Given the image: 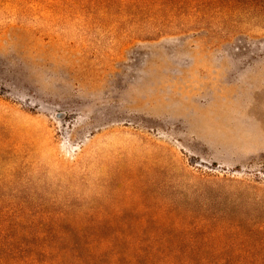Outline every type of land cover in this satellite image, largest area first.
Returning a JSON list of instances; mask_svg holds the SVG:
<instances>
[{"label":"rangeland","instance_id":"374dc122","mask_svg":"<svg viewBox=\"0 0 264 264\" xmlns=\"http://www.w3.org/2000/svg\"><path fill=\"white\" fill-rule=\"evenodd\" d=\"M165 2L0 0V264H264V26Z\"/></svg>","mask_w":264,"mask_h":264},{"label":"trees","instance_id":"16d2710c","mask_svg":"<svg viewBox=\"0 0 264 264\" xmlns=\"http://www.w3.org/2000/svg\"><path fill=\"white\" fill-rule=\"evenodd\" d=\"M165 1L163 7L173 12V20L195 19L201 25L213 21L231 25L236 20L241 26H264V0H178V5ZM154 262V258L148 257L146 264Z\"/></svg>","mask_w":264,"mask_h":264}]
</instances>
